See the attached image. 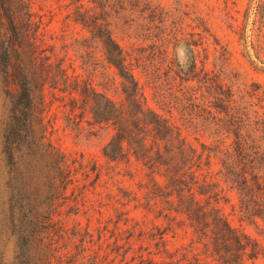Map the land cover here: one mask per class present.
<instances>
[{
	"label": "trees",
	"instance_id": "16d2710c",
	"mask_svg": "<svg viewBox=\"0 0 264 264\" xmlns=\"http://www.w3.org/2000/svg\"><path fill=\"white\" fill-rule=\"evenodd\" d=\"M55 2L82 27L73 47L85 79L68 73L54 44L45 46L33 1L0 0V73L10 106L2 149L19 264H110L119 256L123 264H248L264 257V242L234 226L221 207L235 195L241 220L264 237L260 84L244 76L201 17L188 22L186 12L178 16L160 0ZM96 76L104 87L118 80L119 98L98 89ZM47 90L69 124L109 137L104 157L134 166L142 199L113 167L71 160L47 139L45 112L55 102ZM132 200L142 217L121 207ZM62 213L84 214L88 226L66 227ZM93 220L100 243L91 253ZM121 222L129 223L125 230Z\"/></svg>",
	"mask_w": 264,
	"mask_h": 264
},
{
	"label": "rangeland",
	"instance_id": "374dc122",
	"mask_svg": "<svg viewBox=\"0 0 264 264\" xmlns=\"http://www.w3.org/2000/svg\"><path fill=\"white\" fill-rule=\"evenodd\" d=\"M33 1L34 10L43 15L44 18V38L45 46L55 45L54 50L56 56L65 58V66L71 76L78 75L79 78L85 79V71L82 67V61L78 58L73 44L77 38L82 35V27L66 19L68 11L60 8L55 0L43 2L42 0ZM165 7L177 8V15L184 16L191 22V18L195 16L201 17L206 25L210 28L212 34L216 36L222 45L226 46L233 56V62L237 68L243 72L250 81H256L260 84L264 95V0H160ZM195 25V23L193 24ZM201 31V29H197ZM212 41V39H211ZM69 45V49L65 45ZM213 50V46H211ZM178 56L182 62L187 59V49L184 45L178 47ZM212 56L210 62H212ZM212 64L208 68H212ZM113 74V70H109ZM102 79L95 77L94 84L100 90H107L111 96L119 98L117 93V84L106 86L101 84ZM4 82L0 73V264H19V236L16 231L13 216L9 213V167L7 158L2 149V135L4 131V122L9 114V98L4 94ZM147 95L151 106L158 108L155 101L151 98V91L147 89ZM61 95L60 92H55ZM53 92L47 90V100L55 101L48 112H45V135L54 145H56L71 160H83L97 162L98 165L104 167H113L114 172H119L116 178L121 181V185L125 188L133 190L139 198L143 197V190L139 185L141 179L135 176L134 166H128L124 162L115 164L109 162L103 155V147L109 140L106 134L95 133L85 123L83 128L69 124L66 113L60 107L61 102L54 100ZM264 104V102H263ZM165 113V112H163ZM194 141V136H189ZM219 169L218 160L212 159V170ZM80 180L78 183H84V176L81 172L77 175ZM103 179H108L103 175ZM112 183L111 180H109ZM116 190L114 187L113 191ZM129 191V190H128ZM71 192V191H70ZM236 197L229 194L228 201H222L221 207L228 216L231 223L251 234L264 242L263 235L260 234L253 226L241 220L236 204ZM135 201H126L121 207L129 210L130 215L139 214L143 216L142 209L134 212L133 206ZM60 218L66 227L73 228L79 226L86 228L88 226V218L84 214L62 213ZM129 223L121 222V228L125 230ZM98 223L93 220L91 230L94 232L95 241L91 243L90 252L98 248L100 243L97 234ZM111 235V234H108ZM127 235V234H125ZM110 240H113L111 238ZM115 253H112V257ZM132 253L130 254L131 257ZM122 256L113 259L110 264H123ZM248 264H264V257L249 261Z\"/></svg>",
	"mask_w": 264,
	"mask_h": 264
}]
</instances>
